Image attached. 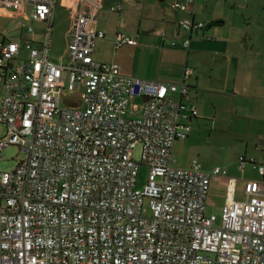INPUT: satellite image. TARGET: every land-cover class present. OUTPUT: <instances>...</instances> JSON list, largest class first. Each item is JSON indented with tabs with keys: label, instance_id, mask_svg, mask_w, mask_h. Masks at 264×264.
<instances>
[{
	"label": "built area",
	"instance_id": "2783aa9c",
	"mask_svg": "<svg viewBox=\"0 0 264 264\" xmlns=\"http://www.w3.org/2000/svg\"><path fill=\"white\" fill-rule=\"evenodd\" d=\"M57 2L0 0V15L50 24L39 46L0 33V159L10 145L24 155L14 170H0V264H264L261 181L247 180L238 199V178L229 176L218 224L207 198L227 169L208 170L198 159L175 164L174 146L188 135L180 119L198 114L186 101L189 87L97 61L101 0H77L67 59L52 60ZM180 25L205 24L185 18ZM117 44L136 40L119 34ZM78 90L82 105H62ZM248 161L255 159L240 156L239 168ZM142 164L149 176L139 188ZM258 171L264 175V164Z\"/></svg>",
	"mask_w": 264,
	"mask_h": 264
},
{
	"label": "crops",
	"instance_id": "0c3cea01",
	"mask_svg": "<svg viewBox=\"0 0 264 264\" xmlns=\"http://www.w3.org/2000/svg\"><path fill=\"white\" fill-rule=\"evenodd\" d=\"M173 1L101 0L97 26L105 35L97 40L94 57L119 64L127 76L189 87L186 101L195 103L198 114L180 119L188 127V135L174 146L175 163L189 167L197 156L210 166L213 157L223 161L228 175L211 182L207 202L217 184L225 193L224 206L229 176L238 178V199L244 196L247 180L261 181L264 189V175L258 171L259 165L264 164V0H194L185 9L173 8ZM76 6L77 0H58L56 4L50 40L58 22L66 40L64 54L58 61L67 59ZM59 10L66 12L67 17ZM0 18L23 20L21 28H5L15 32L10 36L0 29L4 39H28L39 46L48 38L49 22L43 30L45 38L32 40L29 37L36 34V24L45 21L3 15ZM185 18L205 25L185 30L180 25ZM65 20L68 24L63 29ZM119 34L134 38L136 44L118 45ZM187 39L190 43L185 47ZM79 96L65 93L61 103L81 104ZM240 156L255 161H248L240 169ZM206 162L203 166L211 169Z\"/></svg>",
	"mask_w": 264,
	"mask_h": 264
},
{
	"label": "rangeland",
	"instance_id": "374dc122",
	"mask_svg": "<svg viewBox=\"0 0 264 264\" xmlns=\"http://www.w3.org/2000/svg\"><path fill=\"white\" fill-rule=\"evenodd\" d=\"M63 17H67L66 12L59 10L58 11ZM66 19V18H65ZM23 24V20H8L4 18H0V29L6 31V35H12L15 32H10L8 29H5L6 27H18L21 28ZM68 21L65 20L63 21V25L61 28L66 29L67 28ZM60 22L56 24V26L53 28L54 33L52 36L51 40V48H50V57L54 61L59 60V56L64 54L65 50V41L64 40V35L62 34V29L59 28ZM37 27V32L36 34H30V37L32 40L36 39H44L45 36L43 34V30L48 27L47 22H38L36 24ZM60 29V30H59ZM59 31V32H58ZM65 31V30H64ZM33 37H37L36 39H33ZM28 38V37H25ZM99 61V60H98ZM102 62V61H99ZM104 63H109V62H104ZM81 93V90H78L77 92L74 93V95H79ZM6 133V126L4 124H0V136L5 135ZM181 157V156H180ZM24 155L20 152L19 147L17 145H10L8 146L4 151H3V157L0 159V170L2 171H12L16 168V165L18 163V160L23 159ZM134 158L135 160L141 159V147L137 146L135 151H134ZM198 160L202 162V164L205 166L203 160L204 158H200L197 156ZM204 161V162H203ZM210 162L213 163L212 166L207 163V167L213 169L214 166H220L224 168L223 161H219L215 157L210 159ZM176 164V163H175ZM177 165V164H176ZM206 167V166H205ZM209 170V169H208ZM148 176H149V167L142 164L139 168V173H138V187L142 188L148 181ZM213 193V194H212ZM212 196L208 199L207 202V207H206V212L211 213L214 212L218 215V224L221 223L220 218L222 214V201L223 198L225 197L224 190L221 185H215L213 186V192L211 191ZM148 204V199H146V205Z\"/></svg>",
	"mask_w": 264,
	"mask_h": 264
}]
</instances>
